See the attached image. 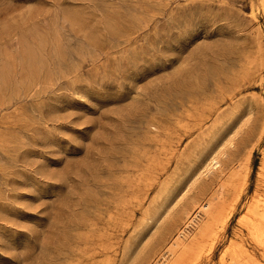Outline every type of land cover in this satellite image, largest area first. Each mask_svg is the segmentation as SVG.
I'll list each match as a JSON object with an SVG mask.
<instances>
[{
	"label": "rangeland",
	"instance_id": "obj_1",
	"mask_svg": "<svg viewBox=\"0 0 264 264\" xmlns=\"http://www.w3.org/2000/svg\"><path fill=\"white\" fill-rule=\"evenodd\" d=\"M262 128L259 0H0V264H153L193 202L219 216L243 184L187 262L236 242L264 264L238 224Z\"/></svg>",
	"mask_w": 264,
	"mask_h": 264
},
{
	"label": "bare ground",
	"instance_id": "obj_2",
	"mask_svg": "<svg viewBox=\"0 0 264 264\" xmlns=\"http://www.w3.org/2000/svg\"><path fill=\"white\" fill-rule=\"evenodd\" d=\"M259 1L261 3H264V0H259ZM251 15L254 16V12ZM243 71H245V70L243 69ZM250 71H249V73L254 72L253 70H250ZM209 111H210V109H209ZM263 130H264V128H262V132H263ZM244 161H246V160H244ZM248 162H249V160H248ZM242 168H244V167L242 166ZM242 168H241V170H242ZM260 169H261V173H263V174H261L260 172H258V173H259V175L261 174L260 177H262V175L264 176V160L262 162ZM238 170H237V172H238ZM246 176L244 177L245 179H246ZM241 177H243V176H241ZM236 178H237V176H236ZM240 178H238L239 181L241 180L243 182L244 180H242ZM226 181L228 182V179ZM262 182H264V179L262 180ZM231 183H234V181ZM236 183H238V182H236ZM228 184H230V183L228 182ZM221 185L222 184H220V186H218V188L216 189V195L222 191ZM225 185L227 186V184H225ZM225 185H224V187L227 188ZM236 185H241V184H236ZM263 186H264V184H263ZM244 190H245L244 184L241 185L240 187H238V189L232 194L233 195V197H231L232 199H230L232 203L229 205L228 209H226V211L224 213L220 214L219 216H218V212H216V210H215V205H216L215 203H217V202L215 201V203H214V196L213 195L209 196L207 199H205L201 203L193 202L191 205L192 211L190 212L188 210L186 212V220L184 222L186 224L184 225V227L181 230H178V232L173 235L170 242L165 247L164 251L161 254H159L161 260L159 258L153 264H188V262L189 263H192V262L195 263V261H197L200 258V256L203 254V252H210L212 250L213 245H214L213 241L217 240L216 235L225 226L227 219H229L228 218L229 214L232 213V207H233V205L235 206L234 203H236L240 199ZM233 191H234V189H233ZM220 196H222V195H220ZM228 196H230V195H228ZM223 197H225V196H223ZM227 197L224 198L223 200L227 199ZM218 201H219V199H218ZM141 202H142V198H139L138 196H135L129 200V204L132 207L133 206L134 207L139 206ZM223 202L221 204L217 203L218 205H221V206H219V209H221L222 206H224L223 208H225V205H228L227 203L225 204V202L224 203ZM150 211H151V207H150V210L147 211L146 214L150 215ZM238 224L242 227L243 230L246 231V234L251 239V241H253V243L256 246L261 248L262 256L264 257V194L256 193L245 204L244 212L241 215V217L238 219ZM223 230H225V229H223ZM187 233L189 234V236L187 235ZM205 239H206V241L208 239H210V242H208L206 245L203 244ZM240 244L234 242V243H231L230 245H228L225 248V250L222 252L223 253L222 258H224V255L228 254L232 257V262L230 261L231 264H263V262L260 259H257L252 253H250V251L248 249L243 248L242 245H240Z\"/></svg>",
	"mask_w": 264,
	"mask_h": 264
}]
</instances>
